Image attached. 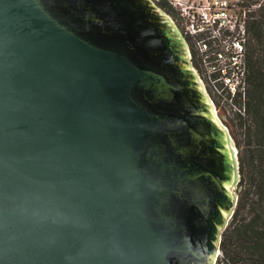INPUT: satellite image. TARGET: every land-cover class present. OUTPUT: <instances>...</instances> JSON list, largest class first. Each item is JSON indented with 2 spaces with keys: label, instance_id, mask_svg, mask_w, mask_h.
<instances>
[{
  "label": "water",
  "instance_id": "water-1",
  "mask_svg": "<svg viewBox=\"0 0 264 264\" xmlns=\"http://www.w3.org/2000/svg\"><path fill=\"white\" fill-rule=\"evenodd\" d=\"M238 182L151 0H0V264H214Z\"/></svg>",
  "mask_w": 264,
  "mask_h": 264
},
{
  "label": "trees",
  "instance_id": "trees-1",
  "mask_svg": "<svg viewBox=\"0 0 264 264\" xmlns=\"http://www.w3.org/2000/svg\"><path fill=\"white\" fill-rule=\"evenodd\" d=\"M159 7L171 10L166 3ZM246 26V87L243 97L231 99L235 103L239 99V115L228 122L244 137L241 145L236 143L239 190L235 211L222 233V264H264V6Z\"/></svg>",
  "mask_w": 264,
  "mask_h": 264
},
{
  "label": "built area",
  "instance_id": "built-area-1",
  "mask_svg": "<svg viewBox=\"0 0 264 264\" xmlns=\"http://www.w3.org/2000/svg\"><path fill=\"white\" fill-rule=\"evenodd\" d=\"M151 1L158 7L160 3L169 5L171 10L165 13L196 48L203 60L201 66L208 65V68L202 67L201 79H208L213 87L220 83L221 91L230 100L238 94L243 97L246 25L252 12L262 5L257 0Z\"/></svg>",
  "mask_w": 264,
  "mask_h": 264
},
{
  "label": "rangeland",
  "instance_id": "rangeland-1",
  "mask_svg": "<svg viewBox=\"0 0 264 264\" xmlns=\"http://www.w3.org/2000/svg\"><path fill=\"white\" fill-rule=\"evenodd\" d=\"M257 2L260 3L262 6H264V0H257ZM255 12H257V11H253L252 15L255 14ZM216 66H219V65L216 64ZM202 67L208 68V65L203 64ZM202 82L208 85V86H206L207 87L206 92H207V94L211 100V103L214 106L216 116L218 117V119L222 123L223 127L227 130L232 141L235 144L236 156H237V160H238L239 149H238V147H236V143L241 145L240 143H242V140L244 137L242 136L241 130H239L238 128H235L233 130V128H230L228 126V122L232 121L236 117V115H239L238 114L239 113V104H238L239 99H237V103L228 99L226 93L221 91L222 85L220 83H216L215 84L216 88H215L211 85V82H209L208 79L202 80ZM244 87H246V83H245ZM232 130H233V133H232ZM238 190H239V185L237 183L235 192L237 193ZM214 264H222V253H221L220 249L217 252Z\"/></svg>",
  "mask_w": 264,
  "mask_h": 264
},
{
  "label": "flooded vegetation",
  "instance_id": "flooded-vegetation-1",
  "mask_svg": "<svg viewBox=\"0 0 264 264\" xmlns=\"http://www.w3.org/2000/svg\"><path fill=\"white\" fill-rule=\"evenodd\" d=\"M182 37H183V35H182ZM183 39H184V42H185L186 47H187V51H188V55H189V59H190L191 65H192L193 69L195 70V72L197 73V75H198V77H199V79H200V81L202 83V86H203V88H204V90L206 92L207 91V87L206 86H208V85L203 83L202 79H201L202 78V73H203L201 62L203 60L200 57V55H199L198 51L196 50V48L193 47V45H191L190 42L185 37H183Z\"/></svg>",
  "mask_w": 264,
  "mask_h": 264
}]
</instances>
